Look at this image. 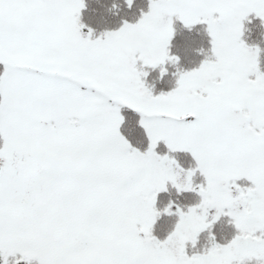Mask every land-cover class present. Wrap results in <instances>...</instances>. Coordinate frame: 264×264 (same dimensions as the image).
Instances as JSON below:
<instances>
[{
  "label": "snow or ice",
  "instance_id": "obj_1",
  "mask_svg": "<svg viewBox=\"0 0 264 264\" xmlns=\"http://www.w3.org/2000/svg\"><path fill=\"white\" fill-rule=\"evenodd\" d=\"M95 4L0 0V264H264V0Z\"/></svg>",
  "mask_w": 264,
  "mask_h": 264
},
{
  "label": "trees",
  "instance_id": "obj_2",
  "mask_svg": "<svg viewBox=\"0 0 264 264\" xmlns=\"http://www.w3.org/2000/svg\"><path fill=\"white\" fill-rule=\"evenodd\" d=\"M109 2H111V0H109ZM146 2H147V0H141L142 4H146ZM90 5H91V7H96L95 0H90ZM257 25H259L258 20L254 21L253 25L250 26V27H252V32H251L250 37H249L250 42H264V37L259 36V34H258L259 27ZM260 29H261V27H260ZM260 31H264V28H262Z\"/></svg>",
  "mask_w": 264,
  "mask_h": 264
},
{
  "label": "rangeland",
  "instance_id": "obj_3",
  "mask_svg": "<svg viewBox=\"0 0 264 264\" xmlns=\"http://www.w3.org/2000/svg\"><path fill=\"white\" fill-rule=\"evenodd\" d=\"M259 27V30H258V34L260 35V23L259 25H257ZM264 33V31H262ZM264 37V36H263ZM224 224V223H223ZM216 232H217V235L218 237H220L221 235L223 234H226V233H229L231 232V229L228 227V226H224V231L222 230V228L220 230L216 229ZM205 237H206V234H205ZM203 239V238H202Z\"/></svg>",
  "mask_w": 264,
  "mask_h": 264
},
{
  "label": "bare ground",
  "instance_id": "obj_4",
  "mask_svg": "<svg viewBox=\"0 0 264 264\" xmlns=\"http://www.w3.org/2000/svg\"><path fill=\"white\" fill-rule=\"evenodd\" d=\"M262 33H263V32H262V31H260V35H259V36H262ZM229 228H230V227H229ZM218 238H219V237H218Z\"/></svg>",
  "mask_w": 264,
  "mask_h": 264
}]
</instances>
